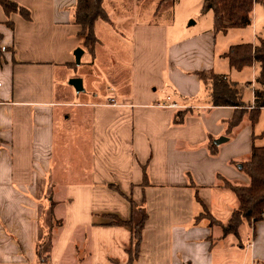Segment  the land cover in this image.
Returning <instances> with one entry per match:
<instances>
[{"label": "crops", "instance_id": "0c3cea01", "mask_svg": "<svg viewBox=\"0 0 264 264\" xmlns=\"http://www.w3.org/2000/svg\"><path fill=\"white\" fill-rule=\"evenodd\" d=\"M12 1L32 19L8 16L0 7L7 49L0 61V264H264V219L227 238L216 222L228 223L238 206L221 180L249 185L233 162L249 158L255 135L253 126L241 131L245 121L228 135L235 109L196 101L205 90L197 73L215 71L217 63L214 28L177 39L166 26L135 25L129 41L113 34L108 43L96 33L94 54L85 49L93 66L109 44H131L128 95L113 87L98 100L83 79L80 93L89 96L67 101L58 99L55 79L58 67L74 68V51L84 39L74 21L77 0ZM259 8L249 27L255 38L242 44L264 37ZM100 22L113 24L111 18L98 21L95 32ZM229 51L219 56L224 72ZM249 69L253 103L258 66ZM186 109L192 113L176 125L177 113ZM222 137L228 142L212 155L211 143ZM143 212L147 219L134 250L131 230L108 224L114 218L138 223Z\"/></svg>", "mask_w": 264, "mask_h": 264}, {"label": "trees", "instance_id": "16d2710c", "mask_svg": "<svg viewBox=\"0 0 264 264\" xmlns=\"http://www.w3.org/2000/svg\"><path fill=\"white\" fill-rule=\"evenodd\" d=\"M104 0H77L74 11V21L81 28V37L84 38L85 47L91 54H94L96 46L100 43L95 32L98 21L110 22L108 14L103 7ZM256 5L264 8V0H202V13L213 12L215 33H226L229 29L244 30L252 26L253 14ZM0 7L6 15L19 14L25 20L32 19L31 12L13 2L12 0H0ZM0 36V61L7 49L1 46ZM229 65L236 71H243L245 68L258 66V75L255 80L253 103L247 105L242 96L238 84L232 82L224 75L216 73L214 70L201 71L197 75L208 92L210 108H234L235 113L232 119L226 122L227 134L238 128L244 121L245 116H249V121L254 127L264 109V37L258 38L256 45L251 43L240 44L230 48L225 56ZM192 113L191 109H186L177 113L174 122L176 125H183L186 118ZM264 136V134H263ZM260 137V136H259ZM258 137H253V144ZM212 155H216L218 146L211 143ZM233 164L248 179L249 185L241 186L222 179V188L229 190L236 197L238 206L233 211L228 223L223 224L216 221L222 228L223 237H239L240 228L244 224L258 223L263 220L264 214V147L253 145L251 154L244 161H234ZM127 200L132 209H138L136 203L128 198L117 187L111 186ZM147 219L146 213H142L138 223L114 218L109 226L127 227L131 230L134 250L140 245L141 231ZM38 254L45 255L40 251ZM46 261V259H44Z\"/></svg>", "mask_w": 264, "mask_h": 264}, {"label": "rangeland", "instance_id": "374dc122", "mask_svg": "<svg viewBox=\"0 0 264 264\" xmlns=\"http://www.w3.org/2000/svg\"><path fill=\"white\" fill-rule=\"evenodd\" d=\"M103 7L108 14L109 19L111 18L113 24L111 27L105 25L104 22H100L96 33L101 37L103 42H112L113 34L123 37L124 40L129 41L131 36L129 33L132 27L135 25H156L166 26L169 28L170 35L177 37V39H185L188 37H198L210 33L213 30L214 15L213 12L202 13V0H105L103 1ZM261 12L264 14V9ZM156 10L159 11L158 16L155 15ZM102 21V20H100ZM230 33L227 38L224 37L223 33H219L216 37L215 51H216V67L215 71L225 75L229 79L240 78L239 89L242 92L244 101L247 104H251L252 95L250 90V84L247 83L253 80V71L247 68L242 73H237L234 69H231L227 59L225 60L227 67H220L222 64L221 57L222 53L229 51L230 47L240 45L245 41H252L255 38L251 28L245 30L229 29ZM111 34L110 36L107 33ZM259 33V32H258ZM98 37V38H99ZM116 42H121L120 38L116 39ZM124 46L120 49V45H110L104 51V58L99 59L93 66V58L89 52L85 49L84 39L81 40L79 47L85 51L81 65L76 64V58L74 56V68L66 70L58 67V71L55 79V89L58 95V99L70 101L72 98L79 96L80 98L86 99L89 95L86 93H77L70 85V80L74 78L84 79L85 89H95L97 98H107L113 91V87H116L122 95H128L129 88L128 82L130 81L129 68L130 56H131V44L122 42ZM126 45V46H125ZM75 50V51H76ZM74 51V52H75ZM121 52L120 54H116ZM115 61L113 68L110 66L111 60ZM21 58L17 56V60ZM218 65V66H217ZM96 66L102 67L104 71L98 72ZM97 67V68H98ZM228 69L232 70L230 73ZM91 74V76H89ZM69 77H72L69 80ZM68 79V81H67ZM130 83V82H129ZM256 85V84H255ZM128 88V89H127ZM65 89L71 90V93H67ZM155 87L151 88V92L155 93ZM255 89V88H254ZM168 94L173 97L175 101L176 94L173 91H169ZM159 98L163 105H166L167 98L165 94L158 91ZM91 98V97H90ZM196 101L202 102V100L209 99L207 91H203L199 95ZM245 123L241 126V131L246 129L248 126H252L249 121V116H245ZM253 134L258 137L254 144L256 147H264V111L261 113L258 123L253 128ZM233 138V137H232ZM216 140L213 141L215 143Z\"/></svg>", "mask_w": 264, "mask_h": 264}, {"label": "water", "instance_id": "95a60500", "mask_svg": "<svg viewBox=\"0 0 264 264\" xmlns=\"http://www.w3.org/2000/svg\"><path fill=\"white\" fill-rule=\"evenodd\" d=\"M83 54H84V50H82V49H78L75 51L74 56L76 58V64L77 65L81 64V59H82ZM70 85L73 86L78 93L84 91L83 81L79 78L71 79ZM226 142H228V138L222 137V138H219L218 140H216L214 144L215 145H221V144H224Z\"/></svg>", "mask_w": 264, "mask_h": 264}, {"label": "built area", "instance_id": "2783aa9c", "mask_svg": "<svg viewBox=\"0 0 264 264\" xmlns=\"http://www.w3.org/2000/svg\"><path fill=\"white\" fill-rule=\"evenodd\" d=\"M161 107H166V106L165 105H162ZM169 107L175 108L176 106L175 105H169ZM262 218L264 219V214H263V217Z\"/></svg>", "mask_w": 264, "mask_h": 264}]
</instances>
